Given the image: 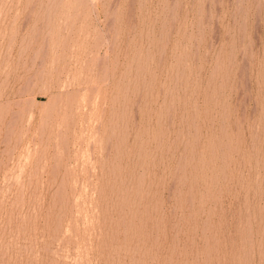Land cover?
<instances>
[{
	"label": "rangeland",
	"instance_id": "obj_1",
	"mask_svg": "<svg viewBox=\"0 0 264 264\" xmlns=\"http://www.w3.org/2000/svg\"><path fill=\"white\" fill-rule=\"evenodd\" d=\"M0 264H264V0H0Z\"/></svg>",
	"mask_w": 264,
	"mask_h": 264
}]
</instances>
